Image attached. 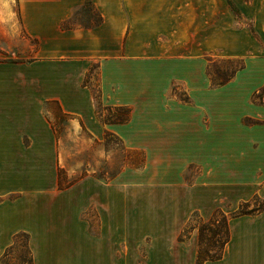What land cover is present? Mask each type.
Wrapping results in <instances>:
<instances>
[{"label":"crops","instance_id":"0c3cea01","mask_svg":"<svg viewBox=\"0 0 264 264\" xmlns=\"http://www.w3.org/2000/svg\"><path fill=\"white\" fill-rule=\"evenodd\" d=\"M17 1L21 25L39 46L28 63L0 61V264L19 234L28 237L32 264H119L121 192L136 186L163 195L152 224L123 222L129 237L137 230L151 238L144 264H197V247L179 234L192 213L207 218L218 209L229 237L221 255L202 264H264V208L232 215L253 198L264 201V104L252 100L264 86V53L239 46L245 65L213 84L208 57L216 6L226 0ZM87 1L102 22L64 27ZM255 3L256 20L264 19V0ZM91 62L98 63L101 104L130 109L129 120L98 117L83 85ZM50 102L94 138L110 131L127 149L143 151V166L125 167L107 183L87 175L60 188ZM91 208L96 233L86 217Z\"/></svg>","mask_w":264,"mask_h":264},{"label":"rangeland","instance_id":"374dc122","mask_svg":"<svg viewBox=\"0 0 264 264\" xmlns=\"http://www.w3.org/2000/svg\"><path fill=\"white\" fill-rule=\"evenodd\" d=\"M226 2L227 5L216 6L215 49L208 57L210 60L208 74L216 86H220L217 83L226 81L245 65L246 56L236 55L239 46L247 48L248 53H255L257 48L264 53V19L256 20L255 0H243V5L231 0L233 6L228 0ZM99 19L93 6L86 4L68 24L92 25ZM230 43L232 49L228 46ZM38 46L37 40L28 35L21 25L18 1L0 0V61L28 63L35 57ZM83 85L89 88L95 97L96 113L102 121H119L127 116L128 108L110 109L101 104L98 63L91 62ZM174 91L183 99H187L186 91L181 89V86H175ZM261 96L256 99L252 97V100L264 104V91L261 92ZM46 115L57 135L60 188H67L87 175H94L107 183L125 167L143 166L145 161L143 151L127 149L110 131H105L102 140L94 138L82 121L80 123L75 116L64 112L56 102L47 104ZM244 121L252 124L259 120L247 117ZM193 177L187 176L188 182L193 181ZM126 190H128L127 194L121 192L120 199L121 260L119 264H144L146 249L151 238L141 237L137 230L134 236L129 237L125 234L127 230L122 229L123 222L129 219L145 225L152 224L155 219L161 217L163 195L159 187L136 186ZM128 196L131 198L130 201ZM263 202L260 198H253L241 204L232 215L242 212L257 213L263 207ZM127 207H132L135 212L127 215ZM86 217L93 224L92 232L96 233L98 231L96 224L99 220L96 211L91 208ZM226 220L222 210L218 209L207 218L201 216L199 212H194L185 222L179 238L197 247V264L221 255L229 237ZM1 263L32 264L26 234H19L16 245L5 253Z\"/></svg>","mask_w":264,"mask_h":264},{"label":"trees","instance_id":"16d2710c","mask_svg":"<svg viewBox=\"0 0 264 264\" xmlns=\"http://www.w3.org/2000/svg\"><path fill=\"white\" fill-rule=\"evenodd\" d=\"M228 1H229V4H230L231 6H233V5H232L233 3L231 2V0H228ZM86 4H91V2H90V1H87V2L83 5V7H84ZM83 7H82V8H83ZM79 10H80V9H79ZM99 18H100L99 21L96 23L97 25L100 24V23L102 22V17L99 16ZM63 26H64V27H67V26H68V23H64ZM233 76H234V75H233ZM233 76H232V77H233ZM232 77H229V78H228L226 81H224V82L217 83V85H222V84H224L225 82L227 83L228 80H230V78L232 79ZM213 84L215 85V83H213ZM215 86H216V85H215ZM263 91H264V86H263V88H261L260 91H258L257 93L254 94L253 98L256 99V98L262 97V96H261V92H263ZM130 114H131V110L128 109V114H127V116H126L124 119H120L119 121L123 122V121H127V120H129V119H130ZM263 208H264V202H263V207H262L260 210H258V211H261ZM246 213H251V212H242V213H239V214H246Z\"/></svg>","mask_w":264,"mask_h":264}]
</instances>
